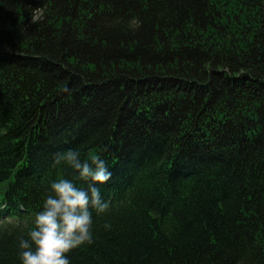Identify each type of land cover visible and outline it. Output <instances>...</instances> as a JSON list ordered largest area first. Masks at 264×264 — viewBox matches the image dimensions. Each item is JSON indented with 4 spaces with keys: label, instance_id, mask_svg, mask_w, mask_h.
Instances as JSON below:
<instances>
[{
    "label": "trees",
    "instance_id": "obj_1",
    "mask_svg": "<svg viewBox=\"0 0 264 264\" xmlns=\"http://www.w3.org/2000/svg\"><path fill=\"white\" fill-rule=\"evenodd\" d=\"M69 148L112 172L70 264H264V0H0V264Z\"/></svg>",
    "mask_w": 264,
    "mask_h": 264
},
{
    "label": "clouds",
    "instance_id": "obj_2",
    "mask_svg": "<svg viewBox=\"0 0 264 264\" xmlns=\"http://www.w3.org/2000/svg\"><path fill=\"white\" fill-rule=\"evenodd\" d=\"M61 163L73 170L74 177L50 182L27 237L19 239L21 264H70L69 252L93 242V211L99 215L109 209L100 185L111 179L112 172L99 153L84 158L79 149L69 148L55 155L53 164ZM77 181L87 186H78ZM103 227L110 230L112 225L105 221Z\"/></svg>",
    "mask_w": 264,
    "mask_h": 264
}]
</instances>
